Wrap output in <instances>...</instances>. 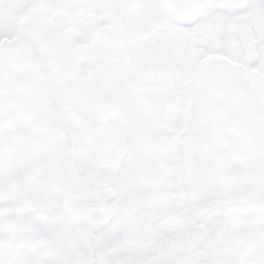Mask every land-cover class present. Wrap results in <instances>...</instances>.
Returning <instances> with one entry per match:
<instances>
[{"label":"snow or ice","instance_id":"6c2138e0","mask_svg":"<svg viewBox=\"0 0 264 264\" xmlns=\"http://www.w3.org/2000/svg\"><path fill=\"white\" fill-rule=\"evenodd\" d=\"M0 264H264V0H0Z\"/></svg>","mask_w":264,"mask_h":264}]
</instances>
